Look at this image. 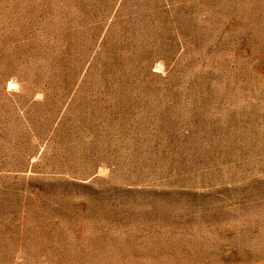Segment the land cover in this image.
<instances>
[{
    "label": "rangeland",
    "instance_id": "374dc122",
    "mask_svg": "<svg viewBox=\"0 0 264 264\" xmlns=\"http://www.w3.org/2000/svg\"><path fill=\"white\" fill-rule=\"evenodd\" d=\"M0 264H264V0H0Z\"/></svg>",
    "mask_w": 264,
    "mask_h": 264
}]
</instances>
